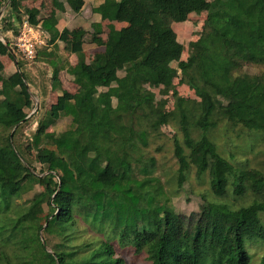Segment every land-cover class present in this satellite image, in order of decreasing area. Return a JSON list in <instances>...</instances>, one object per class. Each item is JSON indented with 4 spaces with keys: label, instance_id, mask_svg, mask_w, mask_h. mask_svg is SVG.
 I'll return each mask as SVG.
<instances>
[{
    "label": "trees",
    "instance_id": "16d2710c",
    "mask_svg": "<svg viewBox=\"0 0 264 264\" xmlns=\"http://www.w3.org/2000/svg\"><path fill=\"white\" fill-rule=\"evenodd\" d=\"M9 6L16 12L17 0ZM93 10L124 24L109 30L103 50L89 61L77 37L71 44L75 65L55 57L56 40L67 31L59 32L54 18L42 20L47 38L35 59L52 68L50 88L58 94L24 143L16 137L38 109L26 75L0 71V264H122L109 244L117 231L146 255V264H250L249 244L264 242V0H105ZM201 11L196 51L182 59L173 24ZM95 27L100 30L99 23ZM8 46L0 41V53L15 58ZM15 60L21 68L23 60ZM61 68L76 93L61 88ZM174 78L195 91L199 106L180 103L174 118L151 111L144 84L167 86ZM60 118L68 127L49 129ZM171 123L177 135L166 139L176 168L162 190L150 147L163 138L160 127ZM232 144L252 158L235 154ZM24 146L33 159H24ZM190 175L207 192L199 195V211L185 215L171 200ZM36 184L42 191L23 199ZM75 213L91 217L107 236L84 258L64 248L79 235ZM107 221L112 235L104 230ZM52 228L56 242L49 252L39 235ZM258 264H264V251Z\"/></svg>",
    "mask_w": 264,
    "mask_h": 264
},
{
    "label": "rangeland",
    "instance_id": "374dc122",
    "mask_svg": "<svg viewBox=\"0 0 264 264\" xmlns=\"http://www.w3.org/2000/svg\"><path fill=\"white\" fill-rule=\"evenodd\" d=\"M205 13L204 12H194L190 15V17L185 21L184 23H178L175 25L176 35L179 39V41L183 44V54L182 59H186L187 56L192 53L193 51H196V48L193 46V42L198 37L201 31V25L204 19ZM96 31V30H95ZM94 35L93 25H91V31ZM86 39H89L90 33H87ZM91 54V53H90ZM14 56L16 59H21L19 55H16L14 53ZM24 62V60H23ZM26 62V61H25ZM32 62V61H31ZM30 62V63H31ZM27 63V62H26ZM24 63V65L26 64ZM32 65V63H31ZM41 72H37V77L35 76V81L31 80L29 81V86L31 87L32 92V98H33V107L34 109H38V112L36 115L31 114L32 110L29 111V115L31 114L33 117V121L28 127H26L23 131H25L23 136H17L16 141L17 143L26 142L29 138V130L33 129L36 125L35 119L39 116V114L43 111L44 107H46L49 103L45 99H42L39 97L38 94V85L40 88H44L48 92V86L51 84V76H49V73L45 71L43 73L44 69L40 70ZM69 76L66 77L65 80V86L69 89H72L73 85H71ZM38 84V85H37ZM53 97V96H52ZM142 97H147L148 100V107L151 111L156 113H167L170 118H174L176 116L177 111V105L180 103L198 107L200 104V99L195 93V91L191 88H189L185 82H180L178 78H174L172 82L167 85H155L152 83H145L143 86V93ZM55 98L52 99L54 101ZM48 103V104H47ZM41 104V105H40ZM69 125V120L66 118H60L53 127L49 129H54L56 131H62L66 129ZM160 130L163 134V138L161 140H157L156 142H153L151 144V151L155 154V156L158 159V167L156 170V175L160 176L161 178V188L169 189L167 184V179L170 174L173 173L176 166L174 164V160L172 158V149L171 144L169 142V139H173L177 135V130L175 124H167L162 125L160 127ZM167 138V139H166ZM226 143V142H225ZM218 144L220 145L222 151L225 154H228L229 150L227 149V146L223 144V136L218 137ZM158 145H161V149L159 151L156 150V147ZM233 145V144H232ZM25 149H22V153L24 155V159H33V153L32 149L28 146H24ZM231 147V146H230ZM235 154H240L245 156V158L251 159L252 153L247 152L246 155L243 154L244 148L239 147V145H233L232 150ZM240 159V158H239ZM35 165V170L40 171V165L37 163ZM167 173V175H166ZM173 184V186H172ZM169 182V186L172 189L174 187V183ZM43 186L42 185H35L32 190L26 192L23 194V199H29L31 198L36 192L42 191ZM207 192V186L204 184V182H199L193 175H190V178H188L187 183L180 188L179 194H176L172 197L171 203L175 207V209L185 215H189L194 212L199 211V195L200 193ZM228 200H231V198H228ZM17 203H20V200H17ZM260 217H264L263 213H260ZM85 217L78 213L75 215L73 214V222L75 224L77 232H79V235L77 238L74 239V241L69 245L65 246L64 248L70 249L74 248L77 253V258H84L89 256L90 252L95 249L102 241H105L107 239L106 234L102 235L101 232H99L96 227H98V223L95 224L94 222H91V217H88V219H84ZM107 226H105L106 233L113 234V230L111 229L112 226L109 224V221L106 223ZM51 232H43L39 235L41 243L44 245V248L46 251H52L53 247L51 246L54 242H56V238L54 239V234L50 233H56L54 232V229H51ZM61 239V238H60ZM126 239H121L119 237V232L117 231L112 235V238L109 241V244L111 245L112 250V256L117 257L122 260V264H146V255L144 253L135 252V249L130 246L128 242H126ZM14 246L12 245L7 250V255L10 257H13L12 253L14 254ZM264 251V242L263 243H257L252 242L248 246V252L250 254V264H258L260 255Z\"/></svg>",
    "mask_w": 264,
    "mask_h": 264
},
{
    "label": "crops",
    "instance_id": "0c3cea01",
    "mask_svg": "<svg viewBox=\"0 0 264 264\" xmlns=\"http://www.w3.org/2000/svg\"><path fill=\"white\" fill-rule=\"evenodd\" d=\"M58 1L63 4L62 9L57 7L53 0H17L18 8L17 11L14 12L9 6V0H0V41L8 43L9 52L11 50V43L15 31L24 18H28L30 21L35 23L34 25L38 26H40L42 20L54 18L56 20L55 27L57 30L59 32H62L63 30L67 31L65 39L56 40L57 48L55 50V57L61 65L65 64L66 62H68L70 65L76 64L77 55L71 50V44L77 41V37L81 38L82 51L85 54L86 61H89L93 59L95 52L103 50L109 30L119 29L124 24L118 22L112 14L102 19L100 14L93 10L95 7L101 5L105 0H73L72 5L68 4L65 0ZM192 13L194 12H191L188 18ZM185 21L179 23H184ZM97 23L100 24L99 31H97L95 27ZM176 24L178 23L173 24V29L175 32ZM91 25H93V30L95 32L94 35L90 32ZM87 33H90L89 39H86ZM46 45L48 50L52 48L51 44ZM43 46L44 45L40 47ZM15 59L16 58L9 56L8 53H0V71L4 76L17 77L19 71H22L26 75V80L29 85V81H35L34 78L35 76L37 77V72H41L40 70L42 69H44L43 73L46 71L49 73V76L52 75V68L48 66L47 62L45 61H41L38 58L32 60V62L27 61L26 63L24 61L21 68H18ZM24 63L26 64L24 65ZM67 76H69L70 83L73 85L72 89H69L65 86L67 81L65 79ZM57 79L62 89H65L72 94L77 92L78 86L72 81L70 75L64 69L61 68L58 71ZM37 87L39 92L38 94L40 95L39 97L42 99L46 98L48 101L49 104L47 103V106L56 101L58 93L56 90H52L50 88V84L48 86V92L44 88L41 89L39 85ZM29 88L31 91L30 86ZM53 98H55L54 101H52Z\"/></svg>",
    "mask_w": 264,
    "mask_h": 264
},
{
    "label": "built area",
    "instance_id": "2783aa9c",
    "mask_svg": "<svg viewBox=\"0 0 264 264\" xmlns=\"http://www.w3.org/2000/svg\"><path fill=\"white\" fill-rule=\"evenodd\" d=\"M45 34L40 26L34 25L28 18H24L13 36L11 51L26 62L32 61L36 57L37 49L45 45L47 36Z\"/></svg>",
    "mask_w": 264,
    "mask_h": 264
}]
</instances>
